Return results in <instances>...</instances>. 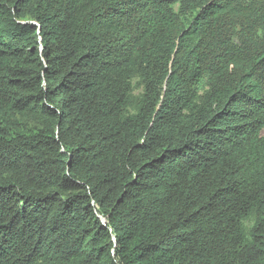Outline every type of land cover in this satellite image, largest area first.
<instances>
[{
    "label": "trees",
    "instance_id": "1",
    "mask_svg": "<svg viewBox=\"0 0 264 264\" xmlns=\"http://www.w3.org/2000/svg\"><path fill=\"white\" fill-rule=\"evenodd\" d=\"M0 264H264V0H0Z\"/></svg>",
    "mask_w": 264,
    "mask_h": 264
}]
</instances>
